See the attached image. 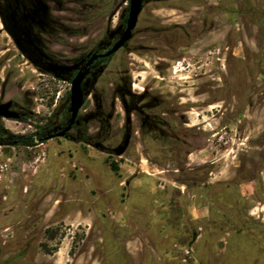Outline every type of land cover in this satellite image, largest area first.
<instances>
[{
  "label": "rangeland",
  "instance_id": "obj_1",
  "mask_svg": "<svg viewBox=\"0 0 264 264\" xmlns=\"http://www.w3.org/2000/svg\"><path fill=\"white\" fill-rule=\"evenodd\" d=\"M116 7L99 5L96 16L72 4V21L83 17L90 31L87 53ZM262 33L264 0H150L133 42L92 83L82 110L91 114L98 96L113 115L103 146L114 157L56 140L0 147V264H264V228L252 224L264 212ZM44 78L31 71L26 89L8 96L38 91L42 120L57 87ZM130 92L148 97L137 104ZM161 98L173 105L168 119L182 126L187 118L180 137L192 149L147 118L165 112ZM89 128L101 138L99 125Z\"/></svg>",
  "mask_w": 264,
  "mask_h": 264
},
{
  "label": "flooded vegetation",
  "instance_id": "obj_2",
  "mask_svg": "<svg viewBox=\"0 0 264 264\" xmlns=\"http://www.w3.org/2000/svg\"><path fill=\"white\" fill-rule=\"evenodd\" d=\"M75 1L85 4V7L89 4L91 9L95 10L92 11V15L96 12V16L99 11L96 7L99 5L117 3L116 9H114L115 12L107 18L106 27L99 31L102 34L101 38L95 42L89 53H87L88 44L85 39L90 33L87 29V22L81 20L83 17H80V21H72V4ZM163 2H167V0H163ZM149 3L150 0H144L143 11ZM181 9L185 13L190 12V9L184 7H181ZM129 12L130 0H0L1 148H34L38 144L56 140L101 149L109 156L114 157L115 153L106 150L103 146L113 130V115L105 109L98 96L95 97L96 108L91 114L84 115L82 110L93 92L92 83L97 81L115 57L127 48L135 38L139 20L132 38L117 52L108 55L127 29ZM176 28L191 36L190 31L185 26H177ZM262 36L264 38V34ZM73 39L79 40V56L75 59H72L71 54ZM8 68L9 70L6 71ZM26 68L31 69L34 73L37 72L38 76L47 77L43 80H49L51 83L57 84L56 92L51 98L53 111L46 120H42L43 118L38 116V100H40L38 91L25 90L21 93H14L8 98L14 89H19L26 83L24 78L27 77V74H31V71H27V74H21L24 73ZM80 72L85 74L82 82L85 105L72 124V83ZM31 78L34 77L31 76ZM126 79L116 81L120 92L128 84V79ZM60 83H64L67 87L63 94L57 91V88H60ZM131 85L135 86V84ZM24 86L23 90L26 89ZM223 87L225 88V86ZM129 94L137 104L148 97V94H132L131 92ZM227 99L225 97L220 101H226ZM154 101L158 100L155 98ZM159 103L165 112L153 120L152 116H147L150 119L149 121H152L155 127L161 133L167 134L171 140L175 139L176 142L188 146L187 142L181 141L180 137V133L183 132V125H188L186 123L187 118L184 120L183 117L181 119L182 126L178 125L174 120L167 118V116L172 117L170 108L173 106L168 99L161 98ZM137 108L138 106L133 111L128 110L129 126H132L130 116ZM90 122L99 125L102 131L101 138H93L90 135ZM68 127H70L69 130H67ZM29 129H31V132L27 133ZM29 135L35 136V145L20 144L23 138ZM3 142L8 144L2 145ZM130 142L131 136L129 135L127 143ZM9 143H13V145H9ZM188 147L192 149L191 146ZM187 154V158H189L193 151L188 150ZM214 164L215 162L211 163V165ZM261 174L262 171L248 179H241V184L255 183ZM245 200L242 202L245 203ZM249 215L251 216V213ZM260 219L261 223L258 224L252 221V224L264 228V212L261 213ZM246 222L248 221L246 220Z\"/></svg>",
  "mask_w": 264,
  "mask_h": 264
},
{
  "label": "water",
  "instance_id": "obj_3",
  "mask_svg": "<svg viewBox=\"0 0 264 264\" xmlns=\"http://www.w3.org/2000/svg\"><path fill=\"white\" fill-rule=\"evenodd\" d=\"M143 4H144V0H130V12L127 23V29L124 35L122 36V38L120 39V41L114 46V48L111 50V52H109L108 55L117 52L132 38L133 31L135 30L139 17L143 11ZM84 78H85V74L80 72V74L74 79L72 83V91H71V114H72L71 123L72 124L76 121L80 110L85 105V95L82 88V82ZM70 127H68L67 130H69ZM125 151H126V147L116 153L117 155L120 156Z\"/></svg>",
  "mask_w": 264,
  "mask_h": 264
},
{
  "label": "trees",
  "instance_id": "obj_4",
  "mask_svg": "<svg viewBox=\"0 0 264 264\" xmlns=\"http://www.w3.org/2000/svg\"><path fill=\"white\" fill-rule=\"evenodd\" d=\"M2 145L8 144L6 142L1 143ZM20 144L26 145V146H34L35 145V136L34 135H29L28 137H24L22 142ZM9 145H13V143H9ZM111 169L113 171H118L119 167L117 164L112 163L111 164Z\"/></svg>",
  "mask_w": 264,
  "mask_h": 264
},
{
  "label": "crops",
  "instance_id": "obj_5",
  "mask_svg": "<svg viewBox=\"0 0 264 264\" xmlns=\"http://www.w3.org/2000/svg\"><path fill=\"white\" fill-rule=\"evenodd\" d=\"M264 221V220H263Z\"/></svg>",
  "mask_w": 264,
  "mask_h": 264
}]
</instances>
